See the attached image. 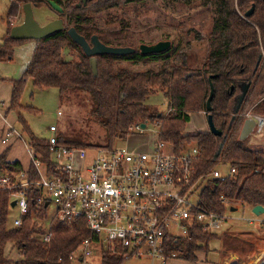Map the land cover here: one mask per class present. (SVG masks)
I'll return each mask as SVG.
<instances>
[{"label": "trees", "instance_id": "obj_1", "mask_svg": "<svg viewBox=\"0 0 264 264\" xmlns=\"http://www.w3.org/2000/svg\"><path fill=\"white\" fill-rule=\"evenodd\" d=\"M83 1L36 0L34 5H46L52 9L50 2H55L64 9L60 16L67 18L72 26L70 28H75L88 41L98 36L107 46L124 47L120 40H109V36L117 38L118 33L105 35L86 13L89 10L100 12L121 2L125 6L137 7L138 4L146 5L149 0H86V4ZM153 1H163L168 7L178 5L191 10L204 9L210 14L208 52L201 64L192 63L194 57L186 54L179 42L177 45L171 43V47L160 54L142 55L136 49L130 55L97 56V73H94L91 58L71 39L68 35L70 28L66 27L60 33L35 41L32 61L23 76L12 81L11 110L18 111L23 129L21 139L24 140L23 134H27V145L40 154L42 162H51L47 140L36 137L19 113L22 110L34 111L32 107H23L20 102L28 81H32L37 90L57 89L62 99L71 92H82L90 97L92 115L105 133L104 142L91 143L81 137L61 135L57 137L59 144L79 149L111 150L117 141L127 140L134 125L153 123L159 128V140L173 143L178 150L190 147L192 143L200 149L196 167L207 176L200 190V203L206 210L226 214L228 205L231 208L264 207V151L248 147L247 139L240 140L247 114L251 112L264 117V0ZM19 2L33 5L31 0L12 2L8 18L17 14ZM253 8V13L247 17ZM12 28L9 25L8 34L0 42V61L3 62L11 61L15 48L29 42L12 39ZM200 38L201 35L196 34V39ZM186 47L190 49L191 43H186ZM72 50L78 51V58L70 56ZM118 63L131 66L160 63L161 66L159 70L140 73L126 68L116 70ZM246 85H250L247 95L239 111H236ZM211 86L214 96L208 113ZM156 92H162L168 98V115L145 104ZM203 112L212 116L220 136L210 132L185 134L191 114ZM8 153L9 149L0 156V174L23 171L21 163L7 162ZM219 168L228 169L225 174L235 168L237 173L224 182L211 178L213 171ZM28 172L33 181L39 179L33 164ZM36 197L37 191H33L29 198L28 215L23 217L21 227L14 228L9 224L11 196L0 189V264H73L70 257L82 242L88 238L96 240L97 236L92 235L83 219L69 227L54 218L46 228L47 212L45 207H38ZM222 197L226 204L222 202ZM46 232L51 234L49 242L34 238ZM218 238L217 234L196 230L190 238L168 239L167 252H180V259L195 263L197 253L209 251L210 243ZM8 244L20 251L21 259L7 260L5 251ZM229 249L238 251L231 245ZM102 264H125V259L104 253Z\"/></svg>", "mask_w": 264, "mask_h": 264}, {"label": "built area", "instance_id": "obj_2", "mask_svg": "<svg viewBox=\"0 0 264 264\" xmlns=\"http://www.w3.org/2000/svg\"><path fill=\"white\" fill-rule=\"evenodd\" d=\"M247 118L256 120L254 133L261 135L264 117L249 113ZM149 124L143 129V124L138 123L131 131L144 133ZM157 129L158 141L149 149L130 152L121 147L79 149L61 145L56 136L58 129L52 126L47 140L51 151L49 164L42 162L40 154L28 146L39 176L37 181L32 180L28 171L0 174V189L10 194L19 210L13 227L22 226L23 217L29 213L31 193L37 191L38 207H45L47 212L53 202L56 220L71 227L83 219L98 238L84 240L71 255L72 263L92 264L96 245L102 255H118L127 262L148 259L150 264H166L181 257L180 252H167V240L171 237L190 238L196 230L217 234L227 218L226 214L206 210L200 203V190L207 177L196 167L200 149L194 145L178 150L173 143L159 140ZM13 133L6 134L4 145ZM92 150L97 154L86 167L88 152ZM236 173L235 168L226 174L215 169L210 177L224 182ZM195 196L197 201H193ZM222 202L225 203L224 197ZM34 238L49 242L51 234L46 232Z\"/></svg>", "mask_w": 264, "mask_h": 264}, {"label": "rangeland", "instance_id": "obj_3", "mask_svg": "<svg viewBox=\"0 0 264 264\" xmlns=\"http://www.w3.org/2000/svg\"><path fill=\"white\" fill-rule=\"evenodd\" d=\"M15 1L17 0H0V42L8 34L9 25L15 27L24 21L23 6L26 2H19L17 14L8 18L9 7ZM35 1L31 0L33 2L34 17L41 26L56 19H63L66 27H72L66 17L60 16L59 13L46 5L35 6ZM168 6L163 1L155 2L153 0H149L146 5L138 4L137 7H133V5L125 6L121 2L117 6L102 9L100 12L93 13L89 10L86 14L94 19L95 26L105 35L118 33L117 38L114 39V37L109 36V40H120L121 42L119 41V43L124 47L133 46L131 48L139 49L143 44L152 46L159 42L169 41L177 45L181 42L183 49L186 51L185 53L194 57L191 62H194L195 65L201 64L200 61L203 60V57L208 52L207 37L211 26L210 14L204 9L191 10L188 7L184 8L178 5L175 7ZM198 33L201 35L199 40L196 39V34ZM186 43H191L190 49H187ZM70 56L78 58L79 53L72 50ZM68 58L70 57L68 56ZM17 60L18 58L8 63H0V78H10L17 76V73L21 72L19 64L22 59ZM160 66V63H146L138 66L118 63L115 69L126 68L134 72L143 73L152 69L159 70ZM89 98L88 94L71 92L62 99L57 89L37 90L33 86V82L28 81L20 102L23 107H32L34 111L22 110L19 113L23 115L32 133L40 139L48 140L51 136V126H56L58 129L57 137L73 135L88 139L91 143H103L105 133L99 121L92 115V105ZM145 104L163 115H168L169 113V100L162 92L153 94L146 100ZM59 112L62 113L61 116L58 115ZM8 120L14 122V127L19 131V134L23 133L18 111L12 110L8 115ZM157 128L156 124L151 123L148 127L149 130L144 133L131 131L132 134L129 139L124 142L117 141L115 148L121 147L127 148L130 152H143L158 141ZM208 129L209 126L205 116L201 113H194L191 114L190 122L186 125L185 134L195 135ZM23 137L25 142H27V134H23ZM247 140V146L251 149L264 151V132L261 135L254 133ZM20 141L23 142V139H20ZM194 145L192 143L190 146ZM144 146L146 149H143ZM20 152L23 153L22 146ZM96 154V151L93 150L88 152L85 161L86 167L91 164ZM220 170L225 173L228 169L220 168ZM194 200H198L197 196L193 198ZM230 209L231 205H228V211L225 216L227 221L224 224V228L219 231L220 233L226 231L224 248L221 251L223 255H228L224 256L228 258L226 264H230L234 260H237L238 264H258L264 258V214L256 216L250 206H238L237 211L234 212H231ZM18 217L19 210L12 208L9 219L10 226L13 225ZM55 217L56 206L52 202L47 209L46 228L50 226L51 221ZM250 220L253 221L251 224ZM233 225L235 227L239 226V228L230 231V227ZM230 245L232 247L235 246L238 251L230 250ZM216 246L217 242H211L209 251L204 253L207 256L208 263H211V261L215 262L218 259V254L221 253L213 251ZM93 250L92 262L100 264L101 251L96 245H93ZM233 251L237 253L236 256L230 255ZM125 264L139 263L138 261H133ZM140 264H150V262L147 259L141 261Z\"/></svg>", "mask_w": 264, "mask_h": 264}, {"label": "water", "instance_id": "obj_4", "mask_svg": "<svg viewBox=\"0 0 264 264\" xmlns=\"http://www.w3.org/2000/svg\"><path fill=\"white\" fill-rule=\"evenodd\" d=\"M84 4L87 3L86 0L83 1ZM50 6L54 11L59 14L64 12V9L58 6L55 2H50ZM81 7V5H79ZM254 11V8L247 13V17H249ZM24 12V21L22 24L17 25L11 29L10 37L14 40H25V41H40L46 39L56 33H60L64 31L66 28L65 22L63 19H56L54 21L49 22L48 24L41 26L34 17L33 5L31 3H27L23 6ZM68 35L71 39L81 47L87 57L91 58V64L94 73H97V56L102 55H130L136 52V49L131 47H110L103 44L98 36H93L90 41L81 36L75 28H70L68 30ZM171 47V42H159L155 45H141L139 51L142 55H152V54H160L167 51ZM261 59V58H260ZM250 85H246L243 89V93L239 99V103L236 107V111H239L246 95L248 92ZM214 96V88L211 86V94L210 98L207 101V112L211 111V101ZM206 112V114H207ZM207 123L209 126V132L215 136H220L221 132L217 131L212 116H207ZM257 122L254 119H247L243 125L240 134V140L245 141L251 135L254 134ZM142 128H146V124L142 125ZM16 201L11 203V207L15 208ZM231 212L237 211V208H231ZM256 216H260L264 214L263 206H256L252 211ZM230 264H238L237 260H234ZM264 264V258L258 263Z\"/></svg>", "mask_w": 264, "mask_h": 264}, {"label": "crops", "instance_id": "obj_5", "mask_svg": "<svg viewBox=\"0 0 264 264\" xmlns=\"http://www.w3.org/2000/svg\"><path fill=\"white\" fill-rule=\"evenodd\" d=\"M35 49H36V42L35 41L26 42L25 44L15 48L14 56H13V59L11 61L15 60L16 58H18L17 61L22 59V62L19 64L21 66V72L17 73V76H12L10 78L6 77L5 79L0 78V156L7 149H9V153L7 155V162L8 163H15V162L21 163V165L23 167V171H25V172L29 171V168L32 164L31 155H30L28 145L25 142V140H23V142L20 141L21 134H19V131H17L16 127H14V122H11L10 120H8V115L12 111L11 110V99H12V91H13L12 81L19 80L23 76L25 70L27 69L28 65L32 61ZM8 62H10V61H4V62L0 61V63H8ZM5 80H7V81H5ZM201 114H203L207 120L206 112H203ZM251 114H253V113H251ZM190 119H191V117H190ZM1 121H2V123H1ZM14 121H15V119H14ZM10 132H14V133L11 137L8 138V143L6 145H4L2 141L6 137V134L10 133ZM208 132H209V129L207 131L200 132V133H208ZM17 134L19 136H17ZM129 137L127 139H129ZM20 144H22V145H20ZM21 146L23 148V153L20 152ZM143 149H146V147L144 146ZM148 149H149V147H148ZM219 170H220V168H219ZM230 228H231L230 229V231H231V230L238 229L239 226L235 227L233 225ZM225 234H226V231H224L223 233L219 232V234L217 233V235H219V238H218V240L215 241V242H217V246L215 247V249L213 248V251L221 252L223 250L224 239H225L224 235ZM206 252H208V251H206ZM204 253L205 252H198L197 253L198 260L195 263L185 261V260L178 258V259H170L166 264H197V263H200V264H226L228 261V258L224 257V256H228V255L227 254L223 255V253L221 252L218 254V259L215 262L211 261V263H208L207 256ZM5 255L7 257V260H9V261H17V260L21 259L20 251L16 248H13L12 244H8V246L6 247ZM230 255L236 256L237 253H235L233 251L230 253ZM102 256L103 255L101 252L100 264H102ZM92 259H91V263L95 264L92 262ZM145 260H147V259H145ZM145 260L144 259L138 260V263L140 264L141 261H145ZM131 262H133V261H131ZM125 263H127V261H125ZM73 264H81V261L78 263H73ZM156 264H161V263L156 262Z\"/></svg>", "mask_w": 264, "mask_h": 264}]
</instances>
